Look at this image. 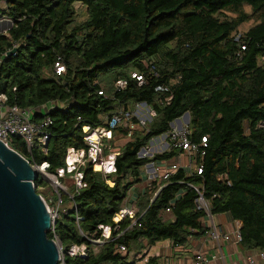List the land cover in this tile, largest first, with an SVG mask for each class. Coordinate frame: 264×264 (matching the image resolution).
Masks as SVG:
<instances>
[{
	"label": "trees",
	"instance_id": "trees-1",
	"mask_svg": "<svg viewBox=\"0 0 264 264\" xmlns=\"http://www.w3.org/2000/svg\"><path fill=\"white\" fill-rule=\"evenodd\" d=\"M75 3L85 8L82 22H76ZM1 18L12 27L0 33V93L9 106L57 105L33 115L34 123L51 120L46 153L37 140L28 152L21 137L11 138L9 147L31 164L47 162L54 174L68 147H84V125L100 126L137 102L156 111L129 140L126 128L113 132L108 143L119 152L114 175L106 179L87 164L81 190L67 178L71 189L61 195L47 233L58 240L64 264H162L158 256L135 259L144 248L162 242L182 248L206 232L193 187L211 215L228 214L240 223L243 250H264V0H0ZM58 60L64 66L59 76L53 72ZM131 72L145 83L138 86ZM118 80H127L119 92L113 86ZM185 112L189 141L206 140L194 161L201 174L179 168L165 181L146 182V164L166 162L181 150L139 158L140 149ZM34 185L43 198L42 181ZM132 188L138 191L136 224L130 226L128 216L116 224ZM104 227L111 228L108 240ZM71 246H85V257H70Z\"/></svg>",
	"mask_w": 264,
	"mask_h": 264
},
{
	"label": "built area",
	"instance_id": "built-area-1",
	"mask_svg": "<svg viewBox=\"0 0 264 264\" xmlns=\"http://www.w3.org/2000/svg\"><path fill=\"white\" fill-rule=\"evenodd\" d=\"M8 21L7 18L0 19V25L3 26ZM4 32L2 34H6ZM53 72L56 75H61L64 72V66L61 61L58 60L53 67ZM130 78L136 80L138 86H141L145 83V78L142 74L137 72H131ZM2 85V80L0 79V88ZM127 86V80H118L114 83V88L116 91H122ZM159 91H167L165 88H158ZM99 95H103L102 92H98ZM162 105V102H159ZM57 105L54 102H49L45 106L40 107L38 110L42 111L47 109L55 108ZM38 110L31 108H19L15 106H9L8 97L4 93H0V141L3 142L7 147H9L11 138L13 136H19L23 139L26 144L28 152H30L31 147L33 146L34 140H37L41 145L44 146L43 152L46 153V141L48 140V132L45 131V128L51 125L50 118L46 117L40 123H34L33 115ZM156 117V111L151 107V105L146 102H137L129 110L119 109L114 112L110 117L103 118V124L97 127H92L89 125H84L82 129V141L83 148L75 149L73 147H68L64 156V165L56 170L54 174L48 173L49 164L43 162L39 165L31 164L33 170L39 174V177L48 179L55 192V200L57 206L61 204V195H67V187L63 183L64 178H69L73 182V186L76 190H81L86 187L84 182L82 168L87 164L91 165V168L94 172L100 173L106 179L109 176H112L116 173L115 161L116 157L119 155V152L113 150L109 145V141L113 137V132L120 126L127 129L126 140H129L132 137L133 131L136 128H145L150 124L153 119ZM179 125L177 122L173 123L171 129L166 136L169 137L170 148H176L181 150V154L188 159V166L181 167L180 157L175 158V166H167L166 162H156L150 163L145 166H151L150 172H144L143 177L147 181H165L167 180L174 172L179 168H185L187 170H196L197 174H201V166L195 164V158L197 154L203 155L201 152V147H205L206 140L205 138L201 139L200 144H195L189 141L188 135V126H183L182 118ZM178 127H177V126ZM264 127V124L260 125ZM174 127V128H173ZM164 135V134H163ZM160 137V136H159ZM154 141V139H152ZM151 143V141H150ZM10 148V147H9ZM143 152L138 153L139 158H146L149 149L147 147L142 148ZM141 150V149H140ZM144 166V167H145ZM107 183L112 186L113 183L108 180ZM162 186H159V190ZM198 197L196 200L197 209L201 210L205 214L204 220H210V226L206 227V232L202 236L213 248L218 251L219 256H222V247L221 242L230 241L231 237L229 234L222 233L218 227L213 223L214 215L210 214L209 206L205 201L203 194L200 190L193 187ZM157 193H154L153 196L156 197ZM137 196V195H136ZM131 197L127 207L119 212L116 215L118 221L114 218L113 221L118 224L125 216L131 219V224H136L135 214L138 212L135 204L137 197ZM44 200V199H43ZM50 218H51V230H53L54 220L57 217L56 213H53L49 209ZM79 218H77L78 220ZM241 227V226H240ZM118 227H115L117 230ZM238 229L233 234V241L237 244L241 243V236ZM103 236L105 240H108L111 236V228L104 227ZM192 239V238H190ZM59 246L60 258L58 264H64L62 249L55 238L53 239ZM99 243V242H98ZM174 249V248H173ZM187 249V244L182 248H175L173 260L181 261L179 264H211V260L205 255L204 252L196 251L192 256L188 258H183L181 255ZM118 250L124 252L125 248L119 246ZM86 248L85 246H71L67 252L70 257L80 256L85 257ZM246 264H264V250H257L256 254H249L246 257ZM163 264V263H162ZM169 264V263H167ZM173 264V263H172Z\"/></svg>",
	"mask_w": 264,
	"mask_h": 264
},
{
	"label": "water",
	"instance_id": "water-1",
	"mask_svg": "<svg viewBox=\"0 0 264 264\" xmlns=\"http://www.w3.org/2000/svg\"><path fill=\"white\" fill-rule=\"evenodd\" d=\"M11 27V21L0 25V33ZM181 118L189 124L188 112ZM38 179L30 162L0 141V264L59 263V246L47 236L52 224L49 208L36 193Z\"/></svg>",
	"mask_w": 264,
	"mask_h": 264
},
{
	"label": "crops",
	"instance_id": "crops-1",
	"mask_svg": "<svg viewBox=\"0 0 264 264\" xmlns=\"http://www.w3.org/2000/svg\"><path fill=\"white\" fill-rule=\"evenodd\" d=\"M181 163V158H180ZM134 190V188H132ZM131 189V191H132ZM136 196L135 193L132 194V197ZM137 197V196H136ZM136 206V204H135ZM205 227L210 226V220L206 219L202 221ZM213 223L218 227V229L225 234H229L231 239L228 242H221L222 247V256H219L218 251H216L210 242L208 243L204 237L192 238L189 239L187 243V249L181 255L183 258H188L193 255L196 251L204 252L205 255L212 261L211 264H246V257L249 254H256L257 250H243L240 247V244H237L233 241V234L240 229V223L235 222L231 219L228 214L214 215ZM157 246L152 247L151 256H158L161 259L163 264H179L180 261L173 260V258L168 257L169 254H173L175 249L167 242L165 245L159 246L157 252H152ZM210 247V249H209ZM148 255V256H149Z\"/></svg>",
	"mask_w": 264,
	"mask_h": 264
},
{
	"label": "rangeland",
	"instance_id": "rangeland-1",
	"mask_svg": "<svg viewBox=\"0 0 264 264\" xmlns=\"http://www.w3.org/2000/svg\"><path fill=\"white\" fill-rule=\"evenodd\" d=\"M74 8L76 10V22L78 23V22L84 21L86 19V11H85V8L83 6H81L79 3H75L74 4ZM245 10L247 12H250L248 8H245ZM252 23L253 22L250 21L249 23H246V24L242 25L238 29L239 33H244L252 25ZM113 86H114V84H113ZM49 110H50V108L48 107L47 109H44L43 111H44V113H46ZM182 122H183V126H188L189 125V124L186 123V118H184V121H182ZM176 124L179 125V122H177ZM169 127L171 129V126L170 125H169ZM153 139H154V141L151 140V143L149 142L148 145L146 146L149 149L148 154L146 155V158H152L156 154H161L164 151L170 150V141H169V137L166 136V134L161 135L160 137L153 138ZM117 144L122 145L123 144V141H119ZM178 157L181 158V165H180L181 167L188 166V159H187V157L183 156L181 153L178 154ZM166 163H167L166 165L168 167L169 166H175L176 165L175 164L176 163L175 162V158H172V159L166 161ZM150 170H151V166H145V167H143V170L142 171L143 172L146 171V172L149 173ZM39 179L43 183V186L40 187L39 191L42 193L43 199H44L45 203L47 204L48 208L50 210H52L53 213H56L57 207L60 206V205L57 206L56 200L54 198L55 197V192H54V189L52 187V184L46 178H43L42 179L41 177H39ZM147 182H151V181H147ZM63 183H64L65 187H67V193H68L70 191V189H71L70 188V182H69V180H67V178H64L63 179ZM139 188H141V186L138 187V189ZM137 192L138 191L135 188H134V190L132 189V191H129V194L127 196V200H126V203H125L126 204L125 207H127L128 202L131 200L132 194L133 193L138 194ZM125 207H124V209H125ZM165 243H167V242H162V243L156 244L155 246H157V247L155 249H153L152 252H157V250H159L158 247L159 246H162L163 247L165 245ZM143 244H144V242H143ZM151 249L152 248H150V249L144 248L141 251V253L139 254V256L136 257L135 261L137 263L140 262L142 260V258H143V255H145V254L149 255L151 253ZM209 249H210V247H209ZM169 253H170V251L168 250V257L169 258H173L174 257V253L173 254L172 253L169 254Z\"/></svg>",
	"mask_w": 264,
	"mask_h": 264
},
{
	"label": "bare ground",
	"instance_id": "bare-ground-1",
	"mask_svg": "<svg viewBox=\"0 0 264 264\" xmlns=\"http://www.w3.org/2000/svg\"><path fill=\"white\" fill-rule=\"evenodd\" d=\"M182 119H183V118H182ZM115 219H116V221H118V217H116Z\"/></svg>",
	"mask_w": 264,
	"mask_h": 264
}]
</instances>
